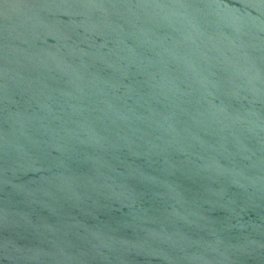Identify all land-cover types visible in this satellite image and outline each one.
<instances>
[{"label":"water","instance_id":"1","mask_svg":"<svg viewBox=\"0 0 264 264\" xmlns=\"http://www.w3.org/2000/svg\"><path fill=\"white\" fill-rule=\"evenodd\" d=\"M0 264H264V0H0Z\"/></svg>","mask_w":264,"mask_h":264}]
</instances>
